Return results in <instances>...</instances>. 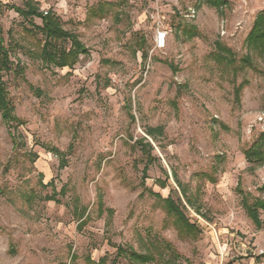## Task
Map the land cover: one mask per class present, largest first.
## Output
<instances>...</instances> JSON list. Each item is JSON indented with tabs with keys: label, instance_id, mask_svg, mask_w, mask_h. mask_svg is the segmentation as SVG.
Masks as SVG:
<instances>
[{
	"label": "rangeland",
	"instance_id": "obj_1",
	"mask_svg": "<svg viewBox=\"0 0 264 264\" xmlns=\"http://www.w3.org/2000/svg\"><path fill=\"white\" fill-rule=\"evenodd\" d=\"M29 2L0 0L23 121L0 112V264H264L243 205L264 199V161L244 153L264 136V50L247 41L264 0H33L87 47L72 67L42 58Z\"/></svg>",
	"mask_w": 264,
	"mask_h": 264
},
{
	"label": "trees",
	"instance_id": "obj_2",
	"mask_svg": "<svg viewBox=\"0 0 264 264\" xmlns=\"http://www.w3.org/2000/svg\"><path fill=\"white\" fill-rule=\"evenodd\" d=\"M214 3L219 2V0H211ZM20 15L25 17H39L42 20V25L39 27L43 33L45 43L41 49L42 58L45 61L52 62L60 67L70 66L72 67L75 62H77L81 54L88 52L85 44L79 39L78 35L74 32L67 30L60 17L53 11L47 10L41 11L39 7L33 2H29L27 7H15ZM193 28H188L186 32L192 34ZM247 41L253 44L255 47L264 50V13L258 15L252 30L247 36ZM66 43H70V47H66ZM221 51L227 50L225 47L220 48ZM221 51L217 54L222 56ZM249 62V55L244 59ZM229 62V61H228ZM4 69H11V61L9 57L8 49L3 45V41H0V71ZM22 68H20L21 70ZM244 85L240 84L236 87V93L238 96ZM0 112L3 120L9 125H18L23 121L17 115L14 114V105L8 98V92L5 85L0 81ZM15 123V124H14ZM154 131L150 130V134ZM264 136H260L257 141H255L249 148H246L244 153L249 160L256 158L259 161H264ZM145 145L152 148L149 142ZM143 145V147L145 146ZM264 190V185L261 187ZM53 199L52 195L49 197ZM166 209L169 214L176 215L177 223L187 230H192L195 228V223H192L189 219L185 217L180 207L174 202V200L168 196L165 199ZM243 205L246 208L248 215L253 220L255 225L259 228H264V221L260 218V209H264V199L253 198L246 194L243 195ZM119 252L127 253L125 248L119 247ZM129 257L133 259L146 262L152 258L151 255L140 254L134 251L129 253ZM256 260L264 258V251L257 255ZM113 264V263H112Z\"/></svg>",
	"mask_w": 264,
	"mask_h": 264
},
{
	"label": "built area",
	"instance_id": "obj_3",
	"mask_svg": "<svg viewBox=\"0 0 264 264\" xmlns=\"http://www.w3.org/2000/svg\"><path fill=\"white\" fill-rule=\"evenodd\" d=\"M168 31L162 27H159L155 35V46L157 48H163L166 46Z\"/></svg>",
	"mask_w": 264,
	"mask_h": 264
}]
</instances>
